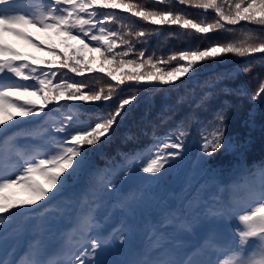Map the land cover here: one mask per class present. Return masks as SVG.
Listing matches in <instances>:
<instances>
[{
	"label": "snow or ice",
	"instance_id": "obj_1",
	"mask_svg": "<svg viewBox=\"0 0 264 264\" xmlns=\"http://www.w3.org/2000/svg\"><path fill=\"white\" fill-rule=\"evenodd\" d=\"M178 3L195 6L204 12L215 14L214 22L203 23L187 19L171 10L146 11L135 3L125 0H0V133L7 132L18 122H31L33 117L45 116L48 109L59 110L61 102L75 105L76 102L106 104L115 99L113 93L127 84L169 85L186 77L203 62L219 59L228 54L249 57L252 54H264V38L259 40L249 37L239 44H214L195 50H182L170 55L161 64L159 72L125 73L127 79L118 78L108 73L115 84L109 83L107 93L104 89L89 91L82 83H69L61 80L54 84L59 69H69L72 73H81L82 61L75 55L61 53L55 45H47L36 40L29 29L50 32L56 37L77 39L82 48L95 43V51H101L105 59L127 57L132 51L130 40H125L116 31L106 27L110 20H115L113 10L125 9L127 13L142 18L153 25H175L184 30H194L197 34L207 35L214 31L228 30L227 26L246 24L264 28V0H178ZM141 36L147 35L140 33ZM10 37L23 40L36 48L46 49L53 56H60L59 61L37 59L25 54L10 41ZM88 40V43H85ZM117 40L127 51L113 53L118 47ZM62 42H64L62 40ZM67 48L71 45L65 44ZM107 54V55H106ZM140 51L138 57H144ZM264 61V56L261 57ZM154 57L148 56L141 67L156 68ZM119 64L134 65L135 59H119ZM58 64V67L56 65ZM175 66H172V65ZM47 66V67H45ZM88 71L91 69L84 65ZM244 73L251 71V64L240 69ZM14 77L15 79H11ZM264 94V80L252 93L255 100ZM37 96L38 99L21 100L18 97ZM136 96L119 101L114 110L101 109L88 123H76L75 116L69 111L63 119L54 122L49 128L39 132L18 131L5 137L0 145V158H19V163L0 165V227L7 229L19 218L30 219L29 214L42 203L55 199L63 190L68 177L74 176L85 167L88 151L108 138L114 125L124 115ZM15 108L16 111H10ZM94 121V122H93ZM58 123V126H55ZM47 133V136L44 134ZM190 131L177 125L164 134L153 133L150 142L142 148L135 149L130 155L124 154L121 163L111 170L104 187L114 191L120 190L121 183L137 172L156 176L174 163L182 160L189 142ZM37 139L43 137V143L31 152L16 147L18 138ZM199 154L201 160L213 156L225 144L224 116L217 114L215 125L209 132L201 131ZM243 171L246 166L241 165ZM16 169H19L17 174ZM39 174L42 182L35 179ZM255 180H246L243 184L235 181L225 182L226 178L215 179L208 186L200 204L192 209L196 218L201 214L211 216L224 223L236 221L231 234L213 231L202 243L182 248L177 241L181 233L175 224L150 238L148 246L135 254V258L119 261L117 264H264V165L256 169ZM103 179V177H101ZM14 187L25 189L27 198H19L10 190ZM182 218L185 216L181 214ZM96 224L89 216L87 223L74 227L65 233L57 254L48 261L32 259L28 264H98L94 259L96 250L101 246L99 234L92 235ZM182 229L189 231L194 227L185 219ZM78 233V239L73 234ZM19 236V230L16 232ZM125 242L127 236L121 234ZM47 240L41 237L36 243L38 252H43ZM90 245V250L87 247ZM35 255V253H34ZM0 264H6L0 261Z\"/></svg>",
	"mask_w": 264,
	"mask_h": 264
},
{
	"label": "trees",
	"instance_id": "obj_2",
	"mask_svg": "<svg viewBox=\"0 0 264 264\" xmlns=\"http://www.w3.org/2000/svg\"><path fill=\"white\" fill-rule=\"evenodd\" d=\"M12 39V37H10V40ZM93 61L94 62H97L99 65V67L100 68H104L105 67V65L107 64V61L104 59V58H102V59H100V58H94L93 59ZM160 70H157V72H159ZM41 122L42 123H46V122H49V120H48V118L46 117V116H43L42 117V120H41ZM11 135V134H10Z\"/></svg>",
	"mask_w": 264,
	"mask_h": 264
},
{
	"label": "rangeland",
	"instance_id": "obj_3",
	"mask_svg": "<svg viewBox=\"0 0 264 264\" xmlns=\"http://www.w3.org/2000/svg\"><path fill=\"white\" fill-rule=\"evenodd\" d=\"M106 262V258L104 259V261L102 263H105Z\"/></svg>",
	"mask_w": 264,
	"mask_h": 264
}]
</instances>
